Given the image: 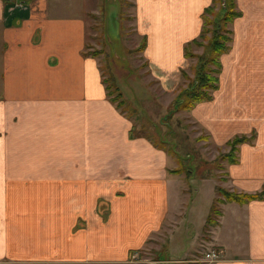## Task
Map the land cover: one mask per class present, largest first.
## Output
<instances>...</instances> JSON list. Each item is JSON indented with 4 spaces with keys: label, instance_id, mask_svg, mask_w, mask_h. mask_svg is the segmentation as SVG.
Masks as SVG:
<instances>
[{
    "label": "crops",
    "instance_id": "1",
    "mask_svg": "<svg viewBox=\"0 0 264 264\" xmlns=\"http://www.w3.org/2000/svg\"><path fill=\"white\" fill-rule=\"evenodd\" d=\"M81 1L0 0V264H125L170 217L175 161L110 99L103 57L87 52L105 11ZM130 2V25L146 38L143 55L165 91L172 88L168 110L181 86L170 82L180 84L187 72L186 46L200 39L213 0ZM236 6L219 89L182 112L209 145L255 133L237 163L223 161L225 186H218L257 193L264 188V0ZM127 101L145 113L142 99ZM221 210L207 241L219 259L205 264H264V198Z\"/></svg>",
    "mask_w": 264,
    "mask_h": 264
},
{
    "label": "rangeland",
    "instance_id": "2",
    "mask_svg": "<svg viewBox=\"0 0 264 264\" xmlns=\"http://www.w3.org/2000/svg\"><path fill=\"white\" fill-rule=\"evenodd\" d=\"M79 1L81 0H73ZM81 2L85 6L98 3L105 11L103 26L101 27L98 18L99 24L93 27L88 46L90 50L87 52L103 57L106 78L110 81V73L113 74L117 85L120 89L122 87L124 98H130L132 102L142 99L144 103L140 106L145 113L133 111L135 107L131 104L126 106L127 113L133 114L134 119L137 116L136 132L152 136L155 144L164 142L163 148L169 151L175 161L176 168L173 170H180V173L171 176L174 183L169 195L170 217L146 248L125 264H196V261L205 264L208 262L204 259L205 253L214 249L207 244L210 240L209 231L212 229L206 225L207 216L218 196L216 187L218 184L225 186L220 182L223 175H226L221 171L223 161L221 166H217L215 159L225 152L227 146L218 147L214 143L209 145L203 140L193 121L182 111L168 117L170 107L166 109L165 101L170 102L174 94L171 92L172 88H169V92L165 91V84L145 59L144 50H138L142 45V38L136 36L134 25H130V0ZM208 36L210 38L212 34L209 33ZM206 42L208 38L204 43ZM204 52V46L192 45L189 48L192 55H202ZM187 59L189 66L186 71L190 79L182 73L180 84L176 83L177 78L170 82L173 86L181 85L175 88L177 93L195 76L193 67L198 62V56Z\"/></svg>",
    "mask_w": 264,
    "mask_h": 264
},
{
    "label": "trees",
    "instance_id": "3",
    "mask_svg": "<svg viewBox=\"0 0 264 264\" xmlns=\"http://www.w3.org/2000/svg\"><path fill=\"white\" fill-rule=\"evenodd\" d=\"M217 7H219L218 10ZM208 14H211L210 16L212 17ZM240 15L241 13L237 10L236 0H213V4L205 10L202 15L204 20L203 30L200 36L202 40H193L185 49L186 58L198 56V62L193 67L195 73L194 79L190 80V83L186 87H182L179 90L170 105L168 117H172L179 111H191L197 104L212 100L213 93L219 89V75L223 69L221 58L231 49L233 31L230 25ZM209 33L212 34L210 38L208 36ZM207 38L208 42L204 43ZM192 45L204 46L206 52L202 55H195L194 53L192 55L189 53V48ZM145 47L146 38L142 40V45L138 47V50H144ZM93 54L98 55L97 53ZM183 74L186 78H189L187 72L183 71ZM108 79L105 78V82L110 99L118 107L122 108L123 111H126V106L130 104L125 100L124 94L117 85L112 73H110V81ZM133 111H136V109L134 108ZM134 128L130 132V136L134 135ZM254 138L255 133H252L250 136L238 135L229 140L227 142L229 151L220 153L215 159L217 166H220L222 161H227L231 164L237 163L240 145L245 142H252ZM156 145L163 148L165 143L161 142ZM172 172L178 174L180 170H172ZM216 192L219 196L214 199L207 217L206 225L208 227H214L218 224V219L222 215L221 204L229 202L246 204L252 200L264 198V188L257 193H246L230 191L221 186H217Z\"/></svg>",
    "mask_w": 264,
    "mask_h": 264
},
{
    "label": "built area",
    "instance_id": "4",
    "mask_svg": "<svg viewBox=\"0 0 264 264\" xmlns=\"http://www.w3.org/2000/svg\"><path fill=\"white\" fill-rule=\"evenodd\" d=\"M206 259L209 262H215L219 259V255L217 251L214 250L206 254Z\"/></svg>",
    "mask_w": 264,
    "mask_h": 264
}]
</instances>
